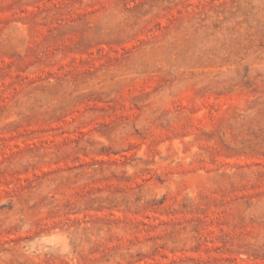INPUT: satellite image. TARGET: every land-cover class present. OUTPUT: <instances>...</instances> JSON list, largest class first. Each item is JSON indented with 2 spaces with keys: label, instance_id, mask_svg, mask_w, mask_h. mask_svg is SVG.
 <instances>
[{
  "label": "rangeland",
  "instance_id": "1",
  "mask_svg": "<svg viewBox=\"0 0 264 264\" xmlns=\"http://www.w3.org/2000/svg\"><path fill=\"white\" fill-rule=\"evenodd\" d=\"M0 264H264V0H0Z\"/></svg>",
  "mask_w": 264,
  "mask_h": 264
}]
</instances>
